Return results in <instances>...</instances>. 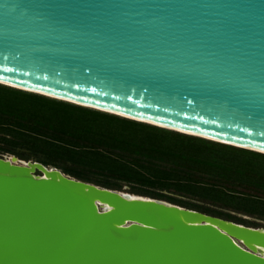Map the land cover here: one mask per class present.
<instances>
[{"label":"water","instance_id":"1","mask_svg":"<svg viewBox=\"0 0 264 264\" xmlns=\"http://www.w3.org/2000/svg\"><path fill=\"white\" fill-rule=\"evenodd\" d=\"M0 84L264 154V0H0ZM264 231L0 155V264H264Z\"/></svg>","mask_w":264,"mask_h":264},{"label":"trees","instance_id":"2","mask_svg":"<svg viewBox=\"0 0 264 264\" xmlns=\"http://www.w3.org/2000/svg\"><path fill=\"white\" fill-rule=\"evenodd\" d=\"M9 134L44 142L55 155L146 193L163 196L168 194L160 190L174 191L264 214L263 196L228 188L225 183L264 189V166L259 165L264 154L0 84V139ZM234 153H245L247 159ZM68 171L77 179L110 188L109 181L101 185L76 169ZM228 197L249 199L255 207L246 210Z\"/></svg>","mask_w":264,"mask_h":264},{"label":"rangeland","instance_id":"3","mask_svg":"<svg viewBox=\"0 0 264 264\" xmlns=\"http://www.w3.org/2000/svg\"><path fill=\"white\" fill-rule=\"evenodd\" d=\"M7 138L0 139V155L7 156H15L19 160H37L44 161L47 165L56 167L66 174L70 175L68 170L76 169L81 173H85L92 182H97L98 184H105L106 181H109V187L112 189L134 193L137 195H143L153 198L162 199L183 207L195 209L201 212H204L209 215L221 217L227 220H231L236 223L244 224L246 226L251 227H264V214L257 213H247L242 210H237L235 207L226 206L221 202L209 200L206 198L195 197L191 195H178L172 192H166L164 190H160L162 193H166L168 195L158 196L152 193H146L141 191L139 188L135 187L132 184H128L122 181H119L115 178L108 176H100L94 172H91L83 167H81L78 163H74L68 160L66 157H60L54 154L52 148L40 141H33L31 139L20 138L13 136L11 134L6 136ZM236 156H241L243 160L247 159L245 153H234ZM261 167L264 166V161L259 163ZM71 176V175H70ZM214 178L211 180L213 181ZM233 182V183H232ZM225 182L228 188L243 190L250 194L261 195L264 197V189L256 187L254 184H245L243 183L241 186L239 183L232 181ZM112 183H115L114 185ZM146 194V195H144ZM171 199H170V198ZM173 198V199H172ZM236 205L242 206V208L246 210H252L254 206V202L245 199V198H230Z\"/></svg>","mask_w":264,"mask_h":264},{"label":"bare ground","instance_id":"4","mask_svg":"<svg viewBox=\"0 0 264 264\" xmlns=\"http://www.w3.org/2000/svg\"><path fill=\"white\" fill-rule=\"evenodd\" d=\"M7 157H9V158L13 157L14 158V156H7ZM22 161H25V160H22ZM122 192H124V191H122ZM124 193H128V192H124ZM128 194H130L131 196H136V194H133V193H128ZM144 197H147V196H144ZM248 227H250V226H248ZM253 228H259V229H262L264 231V227H253ZM254 250H255V252H257V253L259 252V254H262L264 256V248L254 246Z\"/></svg>","mask_w":264,"mask_h":264}]
</instances>
